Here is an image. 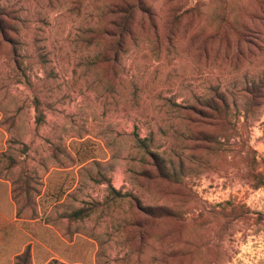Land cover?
<instances>
[{
  "label": "rangeland",
  "instance_id": "obj_1",
  "mask_svg": "<svg viewBox=\"0 0 264 264\" xmlns=\"http://www.w3.org/2000/svg\"><path fill=\"white\" fill-rule=\"evenodd\" d=\"M0 19L19 161L0 264H264V0H0ZM19 175L41 190L21 216Z\"/></svg>",
  "mask_w": 264,
  "mask_h": 264
},
{
  "label": "trees",
  "instance_id": "obj_2",
  "mask_svg": "<svg viewBox=\"0 0 264 264\" xmlns=\"http://www.w3.org/2000/svg\"><path fill=\"white\" fill-rule=\"evenodd\" d=\"M136 11H141V9H136L134 6H130L123 10L124 16L121 20V23L118 25V28L121 29L120 33L122 34L123 37L131 34V30H130L131 20ZM2 24L3 23L1 22V19H0V29L2 30V32H4L5 28ZM36 109H37L36 123L38 125H41L44 122V116H43L44 114L40 112L38 105H36ZM146 142L147 140H141V139L137 140L138 146L145 151L148 150V145ZM23 147L27 149L25 145ZM18 164H19V161L17 160V158L11 155H7L6 153H3L1 155L0 166L3 167V170L5 172L14 171V169L16 168ZM2 175L3 173L1 172L0 173L1 179L9 180L7 176H2ZM12 183L14 185V189H13L14 198L16 199L17 203L20 206V208L18 209V216H21L23 213L22 208H24L23 204L26 203L27 205H30L32 203H35V199L41 196V190L33 188L31 186V182L29 181V179L22 175H19L17 178L13 179ZM33 191L35 192V196L32 200L31 193ZM152 213L153 211L151 210V208L147 209V215H150L152 217ZM88 216H89V213L87 212V210L81 208V209H78L72 212L71 214H67L63 216V218L69 219L70 221H77V220H83L84 218ZM29 219L31 220L37 219L36 212L33 213L31 216H29ZM16 260H17L16 264H31L30 263L31 256H30L29 250H27L24 254L19 255L16 258Z\"/></svg>",
  "mask_w": 264,
  "mask_h": 264
}]
</instances>
